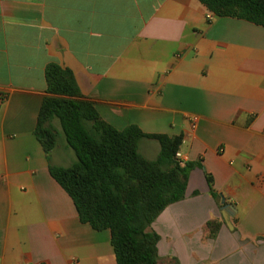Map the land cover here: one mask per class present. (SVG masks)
Returning a JSON list of instances; mask_svg holds the SVG:
<instances>
[{
	"label": "crops",
	"instance_id": "crops-1",
	"mask_svg": "<svg viewBox=\"0 0 264 264\" xmlns=\"http://www.w3.org/2000/svg\"><path fill=\"white\" fill-rule=\"evenodd\" d=\"M52 63L104 121L182 136L183 164L202 165L152 225L159 264H264V27L198 0H0V264H117L111 232L83 224L50 174L74 151L35 134Z\"/></svg>",
	"mask_w": 264,
	"mask_h": 264
},
{
	"label": "trees",
	"instance_id": "trees-1",
	"mask_svg": "<svg viewBox=\"0 0 264 264\" xmlns=\"http://www.w3.org/2000/svg\"><path fill=\"white\" fill-rule=\"evenodd\" d=\"M198 1L215 17L264 27V0ZM46 82L35 134L51 153L57 146V121L77 158L67 168L51 166V176L71 197L83 224L111 232L117 264H159L161 237L152 225L168 207L185 200L190 173L202 165L183 164L177 157L182 136L148 135L135 125L120 131L104 121L82 96L71 70L49 64ZM144 138L161 146L155 161L139 152ZM205 177L212 197L220 201L212 176ZM221 226L220 221H209L210 237L215 238Z\"/></svg>",
	"mask_w": 264,
	"mask_h": 264
},
{
	"label": "rangeland",
	"instance_id": "rangeland-1",
	"mask_svg": "<svg viewBox=\"0 0 264 264\" xmlns=\"http://www.w3.org/2000/svg\"><path fill=\"white\" fill-rule=\"evenodd\" d=\"M54 125V124H53ZM55 129L59 130V124L58 122L55 123L54 125ZM57 144L61 147L62 145L65 146L66 145V140L65 137L63 135V132L60 130L59 134H58V139H57ZM177 261L176 259H171V261L167 262L163 260V264H175Z\"/></svg>",
	"mask_w": 264,
	"mask_h": 264
},
{
	"label": "water",
	"instance_id": "water-1",
	"mask_svg": "<svg viewBox=\"0 0 264 264\" xmlns=\"http://www.w3.org/2000/svg\"><path fill=\"white\" fill-rule=\"evenodd\" d=\"M221 201H222V209L223 210H229L230 208H232V206H230L229 204H226V199L224 198V196H221Z\"/></svg>",
	"mask_w": 264,
	"mask_h": 264
},
{
	"label": "built area",
	"instance_id": "built-area-1",
	"mask_svg": "<svg viewBox=\"0 0 264 264\" xmlns=\"http://www.w3.org/2000/svg\"><path fill=\"white\" fill-rule=\"evenodd\" d=\"M177 157H178L180 160H182V159H181V158H182V157H181V154L178 153V154H177Z\"/></svg>",
	"mask_w": 264,
	"mask_h": 264
}]
</instances>
